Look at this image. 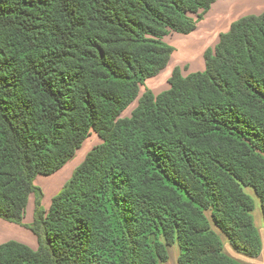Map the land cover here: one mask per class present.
Segmentation results:
<instances>
[{"label":"trees","instance_id":"trees-1","mask_svg":"<svg viewBox=\"0 0 264 264\" xmlns=\"http://www.w3.org/2000/svg\"><path fill=\"white\" fill-rule=\"evenodd\" d=\"M217 0H0V218L37 248L0 244V264H244L264 220V12L246 15L204 52L203 71L172 70L170 32L189 34ZM100 138L41 206L36 175Z\"/></svg>","mask_w":264,"mask_h":264},{"label":"rangeland","instance_id":"rangeland-1","mask_svg":"<svg viewBox=\"0 0 264 264\" xmlns=\"http://www.w3.org/2000/svg\"><path fill=\"white\" fill-rule=\"evenodd\" d=\"M199 22L200 21L196 24L197 31H192L189 34L170 32L164 37V41L174 49L167 66L160 71L158 75L145 80L143 84L140 85L138 97L122 112V116H129L131 114V111L138 103L139 97L146 90H150L154 94H157L168 89V78L174 68L179 67L183 75L204 70L205 65L203 66V64L204 52L206 50L205 46L208 43H212V41L211 37H206L204 35L203 28L206 26V23ZM215 43L210 46V49L214 48L216 45ZM187 63L189 65H187ZM98 143H100V138L96 133L92 132L84 140L81 147L76 150L74 156L66 162L62 168L50 175H36L33 183L41 190V206L48 209L52 198L66 183L73 170L84 160L87 153ZM244 190L253 200L254 208L251 214L262 241V251L260 255L258 257H249L243 253L237 252L233 249L228 239L223 234H219L223 243L224 252L226 254L244 264H264V220L259 199L251 187H245ZM35 198V193L30 194L22 224L8 222L0 218V244L14 240L23 243L32 249L37 248V239L29 228V225L33 220ZM168 254L169 259L165 264H177L178 248L176 245L168 247Z\"/></svg>","mask_w":264,"mask_h":264},{"label":"crops","instance_id":"crops-1","mask_svg":"<svg viewBox=\"0 0 264 264\" xmlns=\"http://www.w3.org/2000/svg\"><path fill=\"white\" fill-rule=\"evenodd\" d=\"M263 12L264 0H217L199 22L206 23L204 35L211 37L212 41L205 49H210L213 43H217L220 34L227 32L232 22L246 15H259ZM194 31H197V27Z\"/></svg>","mask_w":264,"mask_h":264}]
</instances>
